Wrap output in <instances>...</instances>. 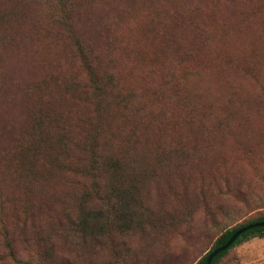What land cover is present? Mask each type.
<instances>
[{
    "label": "trees",
    "instance_id": "16d2710c",
    "mask_svg": "<svg viewBox=\"0 0 264 264\" xmlns=\"http://www.w3.org/2000/svg\"><path fill=\"white\" fill-rule=\"evenodd\" d=\"M30 1H37L38 6L45 7L43 16L47 28L44 32L40 31L38 22L29 20L27 0H0V77L3 78H0V262L93 264L97 251L104 247L110 253L107 264L136 263L140 258L130 256V235L135 230L143 234L149 227L145 237L148 244L141 248L145 257L148 248L159 242L161 236L173 232L175 222L185 223L190 216L188 209L193 205L177 216L172 211L149 217L135 212L139 205L140 208L142 206L144 184L155 177L153 166L156 168L173 153L179 165L183 166L189 155L182 142L176 140L175 143V130L180 131V126L194 129L195 116L200 108L184 104L187 88L175 80L184 81L191 72L199 76L209 71L198 57L195 64L202 66L201 70L194 66L186 67L175 77L173 62L185 65L192 53L205 49L206 29L189 18L198 10L196 0H165L168 8L172 9L171 14L169 11L166 13V19L169 17L177 24L190 26L193 49L181 51L183 39L169 40L174 57L164 67L171 69L163 70L161 80H165V86L172 85L177 98L154 107L124 98L114 75L102 70L101 56L95 48L96 40H102L110 47V39L106 35L108 23L103 20V15L122 0ZM213 1L205 27L214 29L216 34L228 30L231 25L227 20L230 18L239 16V23L243 26L251 22V15L258 16L263 12L258 8L240 10V6L253 0ZM221 8H225L223 16H219ZM41 11L38 9L39 16ZM260 16L264 19V13ZM88 32L92 37L84 38ZM51 35L68 49L70 58L78 63L77 71L65 73L63 79L59 76L63 68L60 64L55 65L54 60H46L42 70L40 66L27 69L33 59L39 57V38ZM259 49L260 46H251L250 58ZM35 64L40 65V62ZM228 65H235V61L222 59L215 65V73L227 72L230 69ZM36 67L38 73L45 74V79L33 83L28 80L29 71L34 72ZM48 70H52L51 73L48 74ZM6 73L10 77L5 76ZM19 74L21 80L17 84L16 75ZM81 74L85 79L78 77ZM245 74L254 78L252 71H245ZM49 84H53L65 97L64 103L59 102V108L52 99L41 97L46 94ZM159 92L156 90V94ZM235 93V88L230 87L229 94ZM263 98L264 83L256 96L257 100ZM77 105H82L85 110L78 113L74 109ZM126 109L132 111L133 116L129 119ZM116 119L132 120L134 124L124 131L120 128L113 130L111 123ZM168 132L174 135L169 139L170 145L176 146L172 152L162 150L165 148L162 141ZM145 145L155 148L148 167L144 164L139 166L141 160L139 154H135L136 149ZM130 162L133 166L129 170L127 163ZM72 179L75 181L71 182ZM56 182L77 190L72 207L60 206L57 212L50 206L49 199L58 196L52 194L55 190L51 185ZM182 183L184 193L181 192L179 198L175 196L180 203L189 201L185 192L191 194L194 204L206 205L207 198L214 192H238L230 187L212 191L202 182L190 188L186 181ZM10 186L20 189L16 197H6L13 193L9 191ZM256 200L259 201L260 197L254 198L247 192L240 196L245 209ZM17 202L20 211L15 210ZM7 203L11 210L8 214L5 211ZM144 222L148 223L147 227ZM259 222H264V207L256 209L243 222L224 230L197 264H203L206 257L226 243L237 230ZM256 237H264V227L242 233L210 264H218L232 248ZM120 248H123L124 255H120Z\"/></svg>",
    "mask_w": 264,
    "mask_h": 264
},
{
    "label": "rangeland",
    "instance_id": "374dc122",
    "mask_svg": "<svg viewBox=\"0 0 264 264\" xmlns=\"http://www.w3.org/2000/svg\"><path fill=\"white\" fill-rule=\"evenodd\" d=\"M27 2L29 20L38 22L40 31L44 32L47 28L43 16L45 7L38 6L37 1ZM213 3V0H196L198 10L189 17L206 29L208 34L205 49L198 50L196 54L192 53L185 65H175L173 62L175 77L186 67L194 66L201 70L202 66L197 67L195 64L198 57L203 60L205 68L209 71L199 76L191 72L184 81L175 80L187 88L184 104L187 107L200 108L195 116L197 121L194 122V129L180 126V131L175 130V143L178 140L184 144L186 152L189 153L188 158L181 166L173 153L171 158L158 163L156 168L153 166L155 177L144 184L142 206L140 208L139 205V208L135 209L136 213L147 217L162 216L171 211L177 216L178 213L184 214L193 204L188 209L190 213L187 212L190 216L185 219V223L175 222L173 232L161 236L159 242L148 248L145 257L141 254V248L142 245L148 244L145 237L149 227L146 226L148 223L144 222L147 227L145 233L141 234L139 230H135L128 240L130 256L140 258L133 264H197L224 230L243 222L254 214L256 209L264 207V98L256 99L259 87L264 83V19L260 16L264 13V0H253L248 5L240 6V10H263L258 16L251 15V22L241 26L239 16L230 18L227 20L231 25L228 30L217 34L214 29L208 30L205 27L207 13L211 12L210 6ZM167 5L165 0H122L119 5L108 9L106 15H103V20L108 23L106 35L110 39V47L102 40H96L95 44L96 51L101 56L102 70L114 75L122 96L144 106L154 107L177 98L176 90L171 89L172 85L165 86V80H161L163 70L171 69L164 67L168 66L170 59L174 57L169 40L183 39L181 51L193 49L190 26L177 24L169 17L166 19V13L172 12L171 7L169 9ZM38 9L42 10L41 16L37 14ZM224 9L219 10V16H223ZM236 27L241 29H235ZM86 30H89V27ZM91 37L89 32L84 36ZM39 43V57L37 60L33 59L27 67L28 70H32L33 66H40L42 70L46 60H54L55 65L60 64L63 68L60 79H63L67 72L77 71L78 63L70 58L68 49L53 35L41 36ZM253 45L260 46V49L250 58L249 49ZM30 56L33 58V55ZM222 59H232L235 65H228L230 69H227V72L216 74L215 65L221 63ZM36 61L40 62V65L35 64ZM37 67L34 72L29 71L28 80L33 83L45 79V74L38 73ZM50 71H47L48 74ZM245 71H252L254 78L246 75ZM7 75L10 77L6 73L5 76ZM78 77L85 79L82 74ZM16 78L17 84H20L21 74L16 75ZM230 87L235 88L234 95L229 94ZM156 90L160 91L159 94H156ZM45 92L41 97L44 100L52 99L57 108L60 101L64 103L65 97L53 84H49ZM74 109L81 113L85 107L77 105ZM125 113L128 119L133 116L130 109H126ZM11 120L15 121L14 118ZM132 124V120L116 119L111 126L113 130L120 128L124 131ZM170 137L174 135L168 132L162 141L165 147L162 150L165 152L176 149V146L170 145ZM154 152L153 146L145 145L143 148L139 147V150L136 149L135 154H139L141 160L138 165L144 164L148 167ZM131 166L132 162L127 163L129 170ZM74 181L72 179L71 182ZM184 181L188 183V188L202 182L212 191L230 187L238 192H214L207 198V205L194 204L191 194L185 192L189 201L180 203L176 201L175 196L179 198L180 193H184ZM51 186L55 190L52 194L58 195L55 199L49 198L52 209L57 212L60 206L72 207L77 190L59 182ZM9 191L13 193L6 197H16L20 189L10 186ZM243 191L254 198L260 197V200L245 209L240 202ZM239 193L241 195H237ZM15 210L20 211L18 202ZM5 211L6 214L11 212L9 203ZM123 253V248H120V255H124ZM109 254V250L100 248L93 258V264H107ZM0 264L10 263L2 261ZM218 264H264V237L251 238L235 246Z\"/></svg>",
    "mask_w": 264,
    "mask_h": 264
},
{
    "label": "water",
    "instance_id": "95a60500",
    "mask_svg": "<svg viewBox=\"0 0 264 264\" xmlns=\"http://www.w3.org/2000/svg\"><path fill=\"white\" fill-rule=\"evenodd\" d=\"M257 227H264V222H259V223H254V224H250L247 225L243 228H240L239 230H237L235 233H233L230 238L227 240L226 243H224L222 246L216 248L215 250H213L205 259L203 264H210L212 259L217 256L218 254H220L221 252H224L227 248H229L234 241L245 231L252 229V228H257Z\"/></svg>",
    "mask_w": 264,
    "mask_h": 264
}]
</instances>
